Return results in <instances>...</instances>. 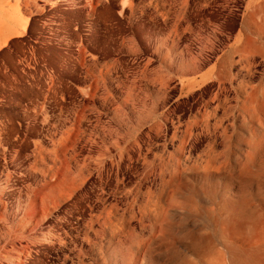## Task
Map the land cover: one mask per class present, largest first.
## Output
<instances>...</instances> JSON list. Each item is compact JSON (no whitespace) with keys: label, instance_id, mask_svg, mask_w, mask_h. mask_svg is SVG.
<instances>
[{"label":"rangeland","instance_id":"rangeland-1","mask_svg":"<svg viewBox=\"0 0 264 264\" xmlns=\"http://www.w3.org/2000/svg\"><path fill=\"white\" fill-rule=\"evenodd\" d=\"M56 20L45 38L0 52L13 147L8 162L0 150V264H205L227 257L228 243L264 242V24L220 81H158L149 104L133 71L112 70L102 105L93 80L89 91L73 82L90 61L86 40ZM92 42L117 59L116 39Z\"/></svg>","mask_w":264,"mask_h":264},{"label":"crops","instance_id":"crops-1","mask_svg":"<svg viewBox=\"0 0 264 264\" xmlns=\"http://www.w3.org/2000/svg\"><path fill=\"white\" fill-rule=\"evenodd\" d=\"M1 8H6L7 13H16L17 18L1 16ZM74 14L79 15V20L72 19ZM0 17V52L15 39L26 43L30 39L45 38L44 29L53 17L58 24L62 22L69 28L74 23V31H70H79L91 54L84 75H74L76 91H89L93 80L94 97L107 105L109 99L104 102L102 97L109 92V72L131 70L133 87H138L143 101L150 104L155 102L151 88L158 81L160 84L162 80L168 81L171 85L175 81L181 86L204 85L220 81L221 72L234 71L242 65L245 42L249 35L252 42L258 41L252 29L264 24V0H241L239 4L238 0H0ZM206 24H210L207 32ZM221 24L228 25L223 33ZM70 31L68 38L76 39ZM49 34L65 37L60 36L59 29L49 30ZM93 39H116L117 59L109 61L111 48L92 42ZM158 72H164L163 76ZM96 81H100L97 88ZM115 81L116 86L122 82L119 77ZM98 88L101 93L97 96ZM3 97L0 133L4 141L1 137L0 150L4 151V162H8L7 151L13 149L12 114L7 109V98ZM68 99L69 108L74 109L77 96ZM106 105L101 108L106 109ZM58 115L51 122L53 131L60 130ZM35 121L38 127L48 128L47 116L41 114ZM95 128L104 138L107 136L108 121L102 114L96 119Z\"/></svg>","mask_w":264,"mask_h":264},{"label":"bare ground","instance_id":"bare-ground-1","mask_svg":"<svg viewBox=\"0 0 264 264\" xmlns=\"http://www.w3.org/2000/svg\"><path fill=\"white\" fill-rule=\"evenodd\" d=\"M1 16L17 18L16 13H7L6 8H1ZM1 18V17H0ZM5 132V131H4ZM7 133V132H6ZM123 166V165H122ZM116 167V166H115ZM90 168V167H89ZM91 169V168H90ZM107 170V169H105ZM114 171V170H113ZM120 172V171H119ZM106 173V172H105ZM110 173V172H109ZM114 173V172H113ZM115 174V173H114ZM113 174V175H114ZM105 175V174H103ZM109 175V174H108ZM94 176V175H93ZM106 177V175H105ZM105 177L103 179H105ZM94 178V177H93ZM92 179V178H91ZM100 180V179H99ZM91 181V180H90ZM95 181V180H94ZM89 182V181H88ZM111 182V181H110ZM99 183V182H98ZM87 184V183H86ZM93 184V183H92ZM90 185V184H89ZM113 185V184H112ZM88 187V186H87ZM95 187V186H94ZM80 191V190H79ZM82 192V190H81ZM80 192V193H81ZM87 193V192H86ZM77 194V193H76ZM89 195V194H88ZM87 195V196H88ZM75 196V195H74ZM78 196V195H76ZM81 197V196H79ZM27 198V197H26ZM90 198V197H89ZM77 199V198H76ZM87 199V198H86ZM77 203V202H76ZM81 203V202H80ZM86 203V202H85ZM80 205V204H79ZM76 206V205H74ZM81 206V205H80ZM79 206V208H81ZM72 212V211H71ZM236 223V222H235ZM239 226L233 225L232 230L234 231ZM149 229V228H148ZM147 231V230H146ZM63 235V234H62ZM37 237V236H36ZM43 237V235H42ZM58 248V247H57ZM59 251H57L58 253ZM227 257L217 259V262H205V264H264V242L248 245H237L236 243H228L226 246ZM59 254V253H58ZM178 264H189L186 262H180Z\"/></svg>","mask_w":264,"mask_h":264},{"label":"snow or ice","instance_id":"snow-or-ice-1","mask_svg":"<svg viewBox=\"0 0 264 264\" xmlns=\"http://www.w3.org/2000/svg\"><path fill=\"white\" fill-rule=\"evenodd\" d=\"M125 2H126V0H125Z\"/></svg>","mask_w":264,"mask_h":264}]
</instances>
